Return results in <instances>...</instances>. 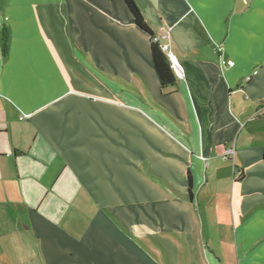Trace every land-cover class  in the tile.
I'll list each match as a JSON object with an SVG mask.
<instances>
[{
    "label": "crops",
    "instance_id": "1",
    "mask_svg": "<svg viewBox=\"0 0 264 264\" xmlns=\"http://www.w3.org/2000/svg\"><path fill=\"white\" fill-rule=\"evenodd\" d=\"M133 1L173 84L124 0H0V264H264V0Z\"/></svg>",
    "mask_w": 264,
    "mask_h": 264
},
{
    "label": "trees",
    "instance_id": "2",
    "mask_svg": "<svg viewBox=\"0 0 264 264\" xmlns=\"http://www.w3.org/2000/svg\"><path fill=\"white\" fill-rule=\"evenodd\" d=\"M124 1L134 17L135 24L141 30H143L144 32L150 35L152 59L161 84L163 86L173 84L176 80L175 73L170 67L168 58L166 54L163 52L159 42H156L154 40V36H155L154 32L150 29V27L144 20L142 14L138 10L134 1L133 0H124ZM2 48H3V53L5 54L7 50L5 39ZM263 159H264V150H263ZM191 187H192V181L191 178L189 177V188L191 189Z\"/></svg>",
    "mask_w": 264,
    "mask_h": 264
},
{
    "label": "built area",
    "instance_id": "3",
    "mask_svg": "<svg viewBox=\"0 0 264 264\" xmlns=\"http://www.w3.org/2000/svg\"><path fill=\"white\" fill-rule=\"evenodd\" d=\"M154 40L156 42H159L163 52L166 54L170 67L174 70L175 74L179 77L182 78L184 77V66L180 59L177 57V55L170 49V46L168 44H161L160 43V37L159 36H154ZM223 63L233 66L235 62L233 60H228L226 62L223 61ZM235 155V150L234 149H229L226 152V157L228 156H234Z\"/></svg>",
    "mask_w": 264,
    "mask_h": 264
},
{
    "label": "rangeland",
    "instance_id": "4",
    "mask_svg": "<svg viewBox=\"0 0 264 264\" xmlns=\"http://www.w3.org/2000/svg\"><path fill=\"white\" fill-rule=\"evenodd\" d=\"M120 89H122V88H120ZM119 100H120V103L122 104V105H128V99H127V95L126 94H123L122 93V95L120 94V96H119ZM142 111H146L145 109H141ZM224 182H222L221 184H220V186H219V189H220V191L221 192H223V190H224V188H225V185L223 184ZM205 191V190H204ZM202 197H204V192L201 194V196H200V199L202 200ZM205 203L203 202V201H200V206L201 207H204L205 205H204Z\"/></svg>",
    "mask_w": 264,
    "mask_h": 264
}]
</instances>
